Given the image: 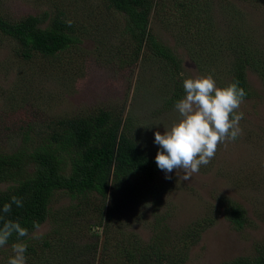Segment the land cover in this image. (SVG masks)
<instances>
[{"label":"rangeland","instance_id":"rangeland-1","mask_svg":"<svg viewBox=\"0 0 264 264\" xmlns=\"http://www.w3.org/2000/svg\"><path fill=\"white\" fill-rule=\"evenodd\" d=\"M46 1L0 0V15L17 22L28 16L46 20L47 13L49 20L54 10ZM201 1L196 4L207 6L210 19L203 37L192 38L174 18L169 22L168 14L175 13L170 5L167 16L158 18L153 13L150 19L149 29L179 58L184 77L210 74L217 86H227L232 77L227 66L233 61L228 48L241 44L252 47L259 66H264V0ZM95 2L101 0L91 3ZM82 9L79 5L78 15ZM73 15L79 17L74 10ZM98 23L103 24L97 18L82 28L81 44L67 51L75 56L62 52L51 62L43 58L22 62L15 53L16 42L0 34V153H30L44 144L53 120L88 114L98 107L122 111L124 120L131 118L133 133L143 145L158 151L154 133H163L164 126L178 119L169 102L166 74L153 61L140 58L128 63L133 49L121 14L105 30L92 26ZM247 78L252 95L239 109L244 113L242 133L235 141L219 145L207 166L187 181L179 179L180 170L169 173L171 179H165L161 170L157 200L143 197L146 189L141 178L126 180L108 228L90 224L100 221L99 211L103 214V208L110 206V191L104 204L97 193L82 201L56 191L51 216L41 225V238H30L37 254H25L26 264H226L254 257L264 248V79L255 71H248ZM31 171L26 170L24 177ZM11 185L0 183V191ZM233 205L246 213L241 229L231 223L228 212ZM102 220L106 223L104 215ZM190 228L198 234L184 244ZM63 236L76 253L67 262L56 254ZM47 240L57 251L46 252ZM11 246L0 247V264H8Z\"/></svg>","mask_w":264,"mask_h":264},{"label":"trees","instance_id":"trees-1","mask_svg":"<svg viewBox=\"0 0 264 264\" xmlns=\"http://www.w3.org/2000/svg\"><path fill=\"white\" fill-rule=\"evenodd\" d=\"M49 1L46 3L51 11L54 10L49 20L47 13L46 20L28 16L17 22L0 15V34L16 42L15 53L22 62L31 64L41 61L42 58L46 62H51L59 59L62 52L75 56L67 51L81 44L83 27L99 18L103 24L92 26L105 30L112 19L116 18V14H121L133 49L128 63L133 64L140 58L145 62L158 63L160 72L166 74V80L169 81L171 104H175L185 95L182 87V79L185 77L181 61L168 45H163L156 39L153 31L149 29L150 19L153 13L158 18L167 16L165 11L170 5L175 13L168 14L169 22L174 18L178 21L179 27L182 26L192 38L203 37L210 26V19L207 6L198 5L202 3L201 0H101L94 5L91 3L92 0H75L74 3L67 0ZM79 5L83 6L80 15L77 13ZM73 10L78 18L74 17ZM68 21H71L70 26ZM44 23L47 24L46 27H42ZM228 49L233 59L232 66H227V74L232 75L229 83L238 81L239 86L247 93L244 98L246 100L252 95L247 72L255 71L264 79V66H259L260 62L249 45L241 44ZM209 57L211 58V52ZM48 70L47 66L46 71ZM130 119L128 117L124 120L122 111L115 108L98 107L88 114L53 120V125L48 127L52 132L46 131L44 144L30 153L24 151L0 153V183H12L7 190L0 191V216L5 220L18 221L22 227L28 229L30 236L36 230L33 227L34 221L41 226L51 216L50 205L56 191H63L70 197L82 201L92 193H97L102 197V204L110 191L112 196L110 206L103 208L105 209L103 214L99 211L102 215L100 221L90 224L91 228L100 226L108 228L115 211L119 209L115 199L120 189L124 187L122 184L134 177L144 181L146 191H143V197L157 200L161 190L159 185L161 170L155 162L157 151L143 145L137 134L133 133L134 125ZM54 125L58 128L57 126L53 128ZM28 169L32 171L24 177ZM110 176L112 187L109 189ZM14 195L22 199L23 207L13 204L11 211L4 213L3 205L10 203ZM228 213L231 223L236 228L241 229L245 225L246 213L241 207L233 205ZM76 214L80 217L82 213L77 209ZM103 215L106 223H103ZM211 224L212 222L206 225ZM2 225L3 221H0V227ZM197 234L198 231L188 229L183 243H188L187 238H195ZM29 236L18 237L13 233L6 245L26 243L25 254L31 252L35 255L38 248L30 242ZM58 243L62 249L56 254L59 256L62 254L66 262L76 254L64 236ZM45 245L46 252L57 251L50 241L47 240ZM159 264L164 262L160 261ZM175 264H178V261ZM226 264H264V248L258 250L254 257L237 258Z\"/></svg>","mask_w":264,"mask_h":264},{"label":"clouds","instance_id":"clouds-1","mask_svg":"<svg viewBox=\"0 0 264 264\" xmlns=\"http://www.w3.org/2000/svg\"><path fill=\"white\" fill-rule=\"evenodd\" d=\"M69 26L71 21H68ZM185 95L174 104L178 119L164 126V131L154 133V143L158 145L155 156L157 167L165 172V179L173 170L183 172L182 179L190 180L193 174L207 166L215 157L219 145L235 141L242 133L240 121L244 113L239 111L247 93L239 82L219 87L212 75H200L182 79ZM23 207V201L17 196L11 197L10 203L3 205V212L9 213L12 205ZM0 227V247L8 242L13 233L18 237H28L29 231L18 221L5 220ZM36 229L30 238L40 239L42 233L38 222H33ZM13 255L8 264H26L27 244H12Z\"/></svg>","mask_w":264,"mask_h":264},{"label":"water","instance_id":"water-1","mask_svg":"<svg viewBox=\"0 0 264 264\" xmlns=\"http://www.w3.org/2000/svg\"><path fill=\"white\" fill-rule=\"evenodd\" d=\"M111 180H112V176H110V178H109V189H110V186H111Z\"/></svg>","mask_w":264,"mask_h":264}]
</instances>
